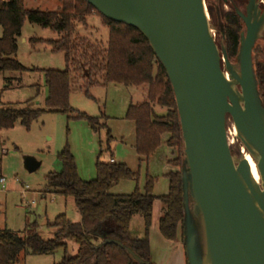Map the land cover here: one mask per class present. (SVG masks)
Instances as JSON below:
<instances>
[{"label": "trees", "instance_id": "16d2710c", "mask_svg": "<svg viewBox=\"0 0 264 264\" xmlns=\"http://www.w3.org/2000/svg\"><path fill=\"white\" fill-rule=\"evenodd\" d=\"M57 12L26 10L24 0H0V77L4 73L40 72L45 77L48 96L44 110L14 106L0 108V130H10L20 122L27 130L44 114L62 113L71 120H84L91 130L98 134L106 128L107 117L89 116L71 108L69 99L73 81L81 84L87 96L92 88L108 85H123L128 88L147 87L143 102L128 107L125 120L134 124L135 150L142 165L165 144L179 157L169 161L175 168L168 175L169 192L157 198L154 188L155 177L146 175L143 190L137 186L129 195H114L110 191L121 181H133L137 185L140 171H132L125 164L108 163L101 160L110 151L109 143L113 137L107 133V149L101 151L96 163V178L85 181L78 174L77 165L69 147L59 153L58 159L62 171L47 176V192L72 197L81 216L79 223H72L65 215L55 218L51 227L55 236L44 240L37 233V225L26 237L12 231H0V264H18L22 253L42 256L57 249L65 250V257L59 264H140L124 249L112 241H120L132 250L134 255L145 263L151 262L148 239L152 223L153 205L159 199L162 203V215L159 229L167 241H176L181 233L184 239L183 222L185 209L183 204L182 164L183 140L175 95L161 63L156 59L147 39L135 28L110 21L100 15L86 0H60ZM207 4V2H206ZM212 26L226 37L224 46L231 63H237L241 44L237 31V22L223 24V13L207 4ZM99 16L103 26L109 30L105 46L90 44L77 34V24L86 25L87 18ZM50 29L59 34L56 41L31 38V46L45 45L53 53H63L65 70H42L27 68L17 59L18 41L25 22ZM253 59L254 70L256 62ZM264 72V68L262 70ZM256 73V70H255ZM259 93L264 90V73L256 76ZM156 108L166 111L158 115ZM168 137L167 140L164 138ZM177 168V169H176ZM140 216L145 221L144 239H132L129 236L130 222ZM67 241L78 246V253L71 257Z\"/></svg>", "mask_w": 264, "mask_h": 264}, {"label": "water", "instance_id": "95a60500", "mask_svg": "<svg viewBox=\"0 0 264 264\" xmlns=\"http://www.w3.org/2000/svg\"><path fill=\"white\" fill-rule=\"evenodd\" d=\"M106 19L137 29L163 66L175 95L183 140L187 264H264V107L252 51L264 27L250 0L237 63L214 38L205 0H86ZM256 163L233 154L227 121ZM40 164L28 163L30 172ZM191 216L194 218L191 220ZM201 229L198 258L195 231ZM136 262L148 264L120 241Z\"/></svg>", "mask_w": 264, "mask_h": 264}, {"label": "rangeland", "instance_id": "374dc122", "mask_svg": "<svg viewBox=\"0 0 264 264\" xmlns=\"http://www.w3.org/2000/svg\"><path fill=\"white\" fill-rule=\"evenodd\" d=\"M24 5L26 10L57 12L61 7V1L24 0ZM102 23L101 17L90 16L86 25H76L77 34L86 38L90 44L105 46L109 30ZM212 31L219 45L218 31L213 26ZM31 38L56 41L60 36L50 29L26 21L18 41L17 53V59L23 66L42 70H65L63 53H53L45 45L33 47L28 42ZM72 84L69 99L71 108L93 117L104 114L107 117L106 128L96 134L86 121H75L65 114L54 113L41 116L29 130L20 122L10 130H0V179L5 181V188L0 184V231L8 230L26 237L34 230L33 225L36 224L37 233L41 238L51 240L55 236V229L51 224L56 217L65 215L72 223H79L81 216L74 199L48 193L47 176L62 171L58 155L68 146L74 156L80 178L85 181L94 180L96 163L101 151L100 142H103V150L107 149L108 131L113 139L109 143L110 151L105 153L101 160L108 162L113 155L118 162L125 163L129 169L131 168L130 170L140 171L138 185L133 181H121L115 186V190L123 192L130 190V194L137 186L143 190L146 175L149 174L157 179L155 193H166L165 185L168 181L163 175L166 171H174L172 167H167V162L178 158L179 154L177 151L173 153L162 144L154 156L150 157V164H147V161L140 165L135 150V127L133 123L125 120L129 105L145 100L147 87L128 88L111 84L107 87L92 88L89 90L90 96H87L80 88L81 84L75 80ZM47 96L45 77L40 72L4 73L0 77V108L14 106L44 110ZM156 112L158 115L166 113L160 108H156ZM226 127L233 154L238 155L242 151L247 153L234 137L235 126L231 119L227 121ZM164 139L167 140L168 137ZM31 161L40 164L35 172L28 169V163ZM110 192L112 193V189ZM190 217L193 221L191 214ZM195 242L200 259L203 252L201 229L195 231ZM67 244V254L71 257L76 256L78 246L73 241H67ZM65 255L64 249H57L42 256L22 253L18 264H59Z\"/></svg>", "mask_w": 264, "mask_h": 264}, {"label": "crops", "instance_id": "0c3cea01", "mask_svg": "<svg viewBox=\"0 0 264 264\" xmlns=\"http://www.w3.org/2000/svg\"><path fill=\"white\" fill-rule=\"evenodd\" d=\"M24 42H26V40H24ZM151 158L148 160L147 164H150ZM111 159H113L115 163L117 164H125L122 162L121 163L118 162L116 158H114L113 155L111 156ZM169 161H172V160H169ZM138 162H139V159H138ZM168 162H167V167H172L168 164ZM173 169L175 171V168ZM170 172L166 171L163 175L166 181H168L167 175ZM115 186H118V184ZM115 186L112 188V194L114 195H129L130 194L129 192L130 190H128V192L117 191L115 190ZM165 187H166L165 188L166 193L163 192V194L155 193V188H154V195L157 198L166 196L169 192V181L166 183ZM161 215H162V203L159 199H157L153 205L152 223H151V227L148 233L151 262L153 264H187L186 250L184 246V241L181 237V233H179L178 239L174 242L167 241L162 237L160 233V229H159ZM129 236L130 238L137 239V240H140V239L142 240L145 238L146 226H145V221L142 217L135 216L132 218L130 222Z\"/></svg>", "mask_w": 264, "mask_h": 264}, {"label": "flooded vegetation", "instance_id": "af4514ba", "mask_svg": "<svg viewBox=\"0 0 264 264\" xmlns=\"http://www.w3.org/2000/svg\"><path fill=\"white\" fill-rule=\"evenodd\" d=\"M207 4L212 7L215 12L220 11L223 13L222 23L225 24H233L235 21L237 22V31L240 40V44L242 45V40L247 34V25L244 21V18H248V8L250 5V0H205ZM257 7L260 11L261 15H264V0H256ZM226 8V9H225ZM208 9V8H207ZM223 30L220 29L219 34V45L226 42L225 35L222 34ZM218 45V46H219ZM252 57L256 62V76H259L261 73H264L262 70L264 68V27L261 32L260 38L255 42ZM236 64V63H234ZM260 97L262 100V105L264 107V90L261 93Z\"/></svg>", "mask_w": 264, "mask_h": 264}, {"label": "bare ground", "instance_id": "6f19581e", "mask_svg": "<svg viewBox=\"0 0 264 264\" xmlns=\"http://www.w3.org/2000/svg\"><path fill=\"white\" fill-rule=\"evenodd\" d=\"M236 134H237V132H236V128H235L234 129V137H236ZM242 153L244 154L245 158L247 159V161L250 165V168H251V171H252V174H253L255 180L257 182H260V177L258 174V170H257L255 161L252 159V157L248 153H244L243 151H242Z\"/></svg>", "mask_w": 264, "mask_h": 264}, {"label": "built area", "instance_id": "2783aa9c", "mask_svg": "<svg viewBox=\"0 0 264 264\" xmlns=\"http://www.w3.org/2000/svg\"><path fill=\"white\" fill-rule=\"evenodd\" d=\"M108 163H115V161L113 160V159H109V161H108ZM0 184L2 185V188H5V186H4V184H5V181H4V179H0Z\"/></svg>", "mask_w": 264, "mask_h": 264}]
</instances>
